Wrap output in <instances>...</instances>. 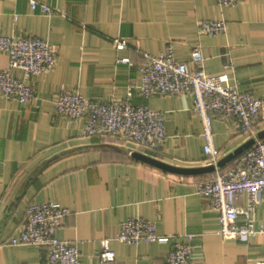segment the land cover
I'll return each instance as SVG.
<instances>
[{"label": "crops", "instance_id": "1", "mask_svg": "<svg viewBox=\"0 0 264 264\" xmlns=\"http://www.w3.org/2000/svg\"><path fill=\"white\" fill-rule=\"evenodd\" d=\"M39 1L55 11H34L29 0H0V35L40 37L57 51L54 69L28 80L36 87L32 102L0 97V264L44 263L46 247L11 243L27 219L28 206L44 201L70 209L57 236L77 243L80 264H103L99 252L105 239L116 252L108 264L163 263L184 233L196 235L195 264H264V234L249 241L222 237L219 211L197 193L199 182L232 167L236 158L214 171L177 174L133 155L143 152L186 167L211 164L193 95L141 94L142 51L161 55L172 44L176 59L194 68L191 49L200 43L208 74L227 72V84L264 99V0H241L227 8L214 0ZM213 19L226 20L227 31L201 34L200 21ZM116 37L125 39L127 47L116 48ZM120 57H129L132 64L119 63ZM8 67L9 55L0 51V69ZM63 89L97 100L129 98L162 112L164 146L143 150L117 138L85 135V118L56 110L55 98ZM212 126L222 151L218 161L250 138L218 117ZM247 201L246 193L238 197L240 204ZM134 216L152 220L160 234L174 238L116 240L121 221ZM263 223L264 201L257 207L255 226Z\"/></svg>", "mask_w": 264, "mask_h": 264}, {"label": "built area", "instance_id": "2", "mask_svg": "<svg viewBox=\"0 0 264 264\" xmlns=\"http://www.w3.org/2000/svg\"><path fill=\"white\" fill-rule=\"evenodd\" d=\"M221 8L238 5L241 0H214ZM34 11L51 14L54 8L39 0H29ZM224 19L202 20L201 34L217 35L227 31ZM118 49L127 47L125 39L116 37ZM0 51L9 55V67L0 69V97L17 98L21 103L32 102L36 87L28 80L52 71L57 61L56 49L40 37L24 35L13 37L0 35ZM144 61L139 66L142 74L140 92L145 97L162 94H191L194 112L204 126V151L217 163L222 155L215 144L212 122L215 117L227 120L236 134L255 136L264 125V99L242 92L238 84H227V72L210 75L204 68L202 45L191 49L190 62L179 61L172 44L161 55L142 51ZM119 63L132 64L129 57L118 58ZM232 63L225 65L230 69ZM20 70L21 76L14 74ZM131 96V92L129 93ZM58 113L70 118H85L83 133L87 136H108L132 142L143 150L164 146L167 133L164 114L145 104H135L129 98L123 100H97L77 90L63 89L55 98ZM218 169V168H217ZM197 193L208 201L211 208L219 211L221 227L218 233L224 238L249 241L264 234V223L255 226L258 205L264 201V138L241 153L235 164L225 171L217 170L212 179L201 181ZM246 193V204L238 203V197ZM68 207L52 201L32 203L27 208V219L19 234L11 238L14 245L37 244L47 249L43 264H80L77 243L60 239L57 231L63 219L70 214ZM121 230L115 239L125 243L141 241H168L172 235L160 234L155 223L141 216L121 221ZM194 233H184L167 252L165 261L159 264H195L192 240ZM103 264L115 261L116 252L109 239L103 241L99 252Z\"/></svg>", "mask_w": 264, "mask_h": 264}, {"label": "water", "instance_id": "3", "mask_svg": "<svg viewBox=\"0 0 264 264\" xmlns=\"http://www.w3.org/2000/svg\"><path fill=\"white\" fill-rule=\"evenodd\" d=\"M264 138V128L258 131V133L255 136L250 137L247 141H245L243 144H241L239 147H237L235 150H233L231 153L220 159L217 163H212L205 166H195V167H186V166H179V165H173L170 163H167L165 161H162L160 159H157L153 156H150L143 152H134V157L137 159L148 163L150 165H153L155 167H158L162 170L171 172V173H177V174H200L205 172L214 171L217 168H220L227 164L228 162L234 160L237 158L241 153H243L246 149L251 147L257 139Z\"/></svg>", "mask_w": 264, "mask_h": 264}, {"label": "trees", "instance_id": "4", "mask_svg": "<svg viewBox=\"0 0 264 264\" xmlns=\"http://www.w3.org/2000/svg\"><path fill=\"white\" fill-rule=\"evenodd\" d=\"M236 160V159H235ZM235 160L233 161L234 163H233V165L235 164Z\"/></svg>", "mask_w": 264, "mask_h": 264}]
</instances>
